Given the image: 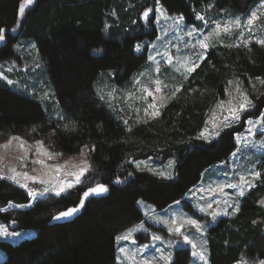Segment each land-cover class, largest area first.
<instances>
[{
    "label": "trees",
    "instance_id": "obj_1",
    "mask_svg": "<svg viewBox=\"0 0 264 264\" xmlns=\"http://www.w3.org/2000/svg\"><path fill=\"white\" fill-rule=\"evenodd\" d=\"M21 1L0 0V27L8 30L0 59L19 58L14 48L18 37L35 38L57 100L76 128L50 135L54 126L50 121L55 119L48 117L41 102L0 83V141L19 134L29 140L43 138L65 156L79 153L85 144L95 145V151L89 152L92 170L81 184L61 196L37 199L30 207L0 211L5 223L15 221L21 229H37L35 236L16 243L0 240L6 252L0 264H119L117 235L143 219L137 204L140 198L158 209L169 206L201 180L207 167L225 161L236 149L234 134L244 128L243 122L225 128L211 142L196 139L210 109L226 96L235 76H241L255 105L243 120L264 110V86L253 91L249 81L264 79V46L255 41L248 46L212 45L200 67L184 80L181 91L158 116L131 123L112 114L98 96L99 73L111 70L115 84L122 87L146 63L148 48L137 52L135 47L138 41L157 37L158 2L169 14L195 22V10L209 2L217 9L246 12L257 0H144L153 9L148 19L141 8L136 15L123 8L121 19L111 27V10L125 0H37L19 20ZM17 23L18 32L12 34L10 29ZM149 156L161 160L175 156L174 176H158L132 161ZM257 167L262 177L242 196L239 211L219 217L209 227L210 264L264 259V205L260 203L264 200V155ZM118 179L122 182L117 183ZM96 183L107 184L109 191L87 198L72 219L51 222L57 212L77 206L83 191ZM27 193L12 181L0 180V206L11 201L27 203L31 199ZM188 205L200 219L209 218ZM136 237L148 238L142 232ZM190 260L189 247H181L172 264H190Z\"/></svg>",
    "mask_w": 264,
    "mask_h": 264
},
{
    "label": "rangeland",
    "instance_id": "obj_2",
    "mask_svg": "<svg viewBox=\"0 0 264 264\" xmlns=\"http://www.w3.org/2000/svg\"><path fill=\"white\" fill-rule=\"evenodd\" d=\"M36 1L37 0H34L31 5H26L25 0L21 1V4H25V11L23 15L18 13L19 20H21L26 15L28 10L34 7ZM261 4H264V0H257L248 11L236 12L231 9H217L213 2H209L195 10V22H188L181 14H169L165 6L158 2L156 6V17L154 18V25L157 29V37L152 40L143 39L136 43V46H142L139 51L136 50L137 52L142 51L145 47L148 48L146 63L141 68H139L122 87H119L115 84L114 75L111 70H103L100 72L97 80L95 81V88L97 90L98 96L100 99L101 96L104 97V99L101 100L112 114L127 123L152 118V116L149 114L152 109L149 108L148 105L152 103H155L158 107L161 104L165 105L173 98L171 97L173 88L181 85L189 76L186 74V77H182L180 73L174 71L173 67V65L177 64V60H179L181 63H184L185 60L191 56V50L186 47V44L196 43V37H189L186 35L187 30L193 26L198 27L201 31L197 33V36L202 39L208 34L210 29L215 27L216 24H220L221 27H223L234 18H239L242 22L246 23L250 14L252 12H257L260 19L254 22L253 33L250 34L246 29H233L231 35L221 32L219 38H217L215 35L210 37L211 45L232 44L248 46L251 44V42L255 41V38H264V9L261 8ZM133 6H135V8L131 10L130 7ZM123 8L125 11L130 9V15H132V11L133 14L136 15L139 8H141L142 15L144 11L149 9L148 5H145L144 0H139L137 2L125 0L124 4L116 3L111 10V16L109 19L110 27L112 26L113 21H119L121 19ZM161 9H163V11H161ZM198 15L204 16V20L202 21L197 19ZM181 16L184 18L182 21L177 19ZM17 25L18 23L10 29V31L15 29L14 32L11 31L12 34H16L18 32L19 25ZM239 34L243 35V42L237 38ZM250 35L253 37L252 39H249ZM2 44L4 43H0V46ZM33 44H35V48L32 47ZM174 45H177L178 48L174 47ZM14 48L16 49L19 58L14 57L9 59H0V66H2L0 67V71H3L8 80L13 81V83L9 84L3 79H0V83L6 84L10 88L23 92L40 101L49 118L55 119L59 112L62 111L64 113L54 93L53 84L50 80L46 64L43 62L40 56L36 39L33 37H18L14 44ZM208 49L209 48L202 50L205 56ZM96 52L101 53L102 50H96ZM157 53H159V55H157ZM165 53L171 54L174 57L172 65L168 64L167 58L164 55ZM149 56H155V61L149 59ZM10 67L13 68L12 71L8 70ZM157 79L162 81L160 85L162 91L159 93L154 92L156 87L155 81ZM137 80L140 81L139 84L136 83ZM241 81L243 82L241 76H235L230 81L226 96L224 98H220L212 106L207 116L205 126L201 132L205 131L206 128L208 130H213V118L216 117L217 123H219L223 115L226 114L224 109L218 106L220 101L227 102L231 99L233 103L237 102V85H239L243 91L248 93L245 85H243L244 82L242 83ZM249 81L251 85H255L257 89H261L262 86H264V84H261L259 82L260 80L258 79H250ZM148 92H153V95L149 96L147 94ZM109 93H111V95H109ZM229 93H231V96H229ZM225 107H227V104H225ZM161 108L162 107H160V110ZM252 108H249L247 111H245L243 116L244 114L248 115ZM137 109H139V111H137ZM261 113H264V110ZM243 116L241 123H244V128L234 134L236 149L233 152H236L237 149H240V151L237 152L235 157L230 154L225 161L217 162L207 167L202 174L201 180L191 189H189L182 199L177 200L179 201V204H177L175 201L163 209H158L154 204L144 200L143 198H140L137 201L139 208L143 212V219L117 235L118 247L116 259L119 264H144L146 260L152 261V264H166V262L161 259V256L162 253L167 254L168 252L172 253V264V261L175 258L176 250L181 247H189L191 251L190 264H204L203 261L192 255L194 249L191 245L183 243L182 237L176 236L169 231V227L173 226L171 223L172 221H176L175 226H179V224L182 223L184 219L189 217L192 219H197L200 221V223L205 225L203 232L196 231L195 229H189L187 226L183 229V231L185 234L190 235V238L194 244L203 246L206 249L207 264H210L207 232L209 227L215 224L219 217L224 215L217 216L215 220H213L209 215V218L206 220L205 218L204 220L200 219L195 211L188 208V202H190L199 213L206 215L207 213L200 211V208H206L208 204L212 205V208L208 209L209 212L212 210H225L226 206L224 204L217 205L215 201L224 199L235 201L237 200L236 194L238 190L225 187L224 193H220L217 190V185L237 183L240 175H248L250 171H259L257 165L260 163L262 155H264V144L261 143V141H264V129H256V134L250 135L247 132V120H258L260 115L246 116L245 121L243 120ZM241 123L233 124L232 126L239 125ZM224 129L225 128L221 127L219 129L220 133ZM238 134L245 137V139L238 141L236 138ZM12 135L23 138V140L28 142V145L34 144L35 140H29L19 134ZM8 138L0 141V169H3L5 173L11 174L9 170L16 168L17 171L27 172L31 176H36L39 179L49 181V184L47 185L48 187H53L65 179H73L72 177H66L64 172L57 173L54 168L49 169L39 164H31L29 162L27 167H22L18 158L24 156V149H21L18 145V142L15 141L8 147H2L6 144ZM216 138L217 137H215V139ZM41 140L44 141V147H46L50 152L62 153L61 151H58L51 145L47 144L45 139L42 138ZM25 147H27V145ZM34 152L35 149L33 148L32 151L28 153L30 158H34ZM85 152L87 153L85 156H81L79 152L73 155H63L53 160H47V158L43 155H41L39 158L44 159L46 164L51 165H64L66 161H69L70 163L67 165L65 171H76L77 169L74 168L73 165L80 164L82 160H87L91 164L89 151L86 149ZM173 160L175 161V165L172 169V176H174L175 166L177 163L175 156H171L166 160L149 156L140 159H133L132 161L135 165L140 163V169H152L154 171H149L156 174L157 171H168L169 161ZM33 169H35V171H33ZM18 179H20L22 184H28L30 188L37 187L42 189L45 187V185H39L38 183L34 184L33 181L26 180L23 176L18 177ZM26 190L28 191V189ZM248 190L249 189L246 188L245 193ZM51 195L55 194L48 193L44 197H38L37 199L46 198ZM241 200L242 197H238L239 209L241 206ZM35 201H33L32 198L27 203L11 201L0 206V211H6L12 208H21L17 207L16 205H25V207L22 208H27L30 207ZM226 210L227 212L232 213L228 215H235L238 212L237 211L233 213L231 208H227ZM157 220H168L169 224L164 225L157 223ZM0 224L7 225L10 232L14 231L21 234L19 237H0V240H8L16 243L24 238L35 236L37 233V229L35 228L21 229L20 227L16 226V223L8 224L3 222L1 219ZM140 232L148 237L147 240L141 241L136 237V235ZM154 234L161 236L162 239L153 240L152 236ZM124 235H128L129 239H119V237ZM121 249H123V251H121ZM195 250H199V247ZM5 257L6 252L0 246V262L3 261ZM248 262L249 264H253V262Z\"/></svg>",
    "mask_w": 264,
    "mask_h": 264
},
{
    "label": "snow or ice",
    "instance_id": "obj_3",
    "mask_svg": "<svg viewBox=\"0 0 264 264\" xmlns=\"http://www.w3.org/2000/svg\"><path fill=\"white\" fill-rule=\"evenodd\" d=\"M34 2V0H25L26 5H31ZM25 4H21L19 8V13L23 15L25 11ZM261 8L264 9V4H261ZM153 11V9L149 8L146 11H144L143 16L145 19L149 18V14ZM163 11V9H161ZM178 20L182 21L184 18L178 17ZM197 19L199 20H204V16L198 15ZM260 19L258 16L257 12H252L250 16L248 17L246 23L242 22L239 18H234L232 21L228 22V24L224 25L221 27L220 24H216L214 28L210 29L207 35H205L202 39L197 36V33H199L201 30L193 26L192 28L188 29L186 32V35L189 37H196V43L193 44H186V47L191 50V56H189L184 63H181L179 60H177V64L173 65L174 71L177 73H180L182 77H186L187 75H190L191 73L195 72L197 68L200 67V61L205 58V54L202 51L203 49L209 48L211 45L210 43V37L216 36L219 38L220 33H226L231 35L233 29L235 30H241V29H246L250 34L253 33L254 30V22ZM175 22V21H174ZM7 29L0 27V43H6L7 42ZM11 31H15V29H12ZM238 39H240L242 42L244 41V37L242 34H239L237 36ZM253 37L250 35L249 39H252ZM255 42L261 46H264V38H255ZM229 46H236V45H229ZM33 48H35V44L32 45ZM141 45L136 46V50L139 51ZM174 47H177V45H174ZM199 49V50H197ZM159 55V53H157ZM167 58L168 64L172 65L173 64V59L174 57L171 54L165 53L164 54ZM149 59H152L155 61V56H149ZM2 67V66H0ZM9 71H12L13 68H9ZM186 70V72H185ZM0 79L6 80L9 84H12L13 81L8 80L7 76L3 73V71H0ZM261 84H264V79H261L259 81ZM137 84L140 83V81H136ZM162 81L157 79L155 81L156 87L154 89V92L159 93L162 91L160 85ZM183 85H179L173 88L171 92V97H175L176 93L181 91ZM253 91H255V85L252 86ZM236 91L238 93V100L236 103H233V101L230 99L229 101H220L218 106L226 112L225 115H223L222 119L217 123V118L214 117L212 120V129L213 130H208L207 128L205 131L201 132L199 136L196 137L197 140H203V141H208L211 142L215 137H218L220 135L219 129L221 127L223 128H228L232 126L233 124H238L241 123L243 113L247 111L249 108L254 107L253 99L250 97V95L243 91L239 85H237ZM149 96L153 95V92H148L147 93ZM111 95V93H109ZM131 95V94H129ZM229 96H231V93H229ZM101 99H104L103 96H101ZM225 104H227V107H225ZM164 105L161 104L159 107L155 104H149L148 107L152 109V111L149 113L152 117H156L160 114V107H163ZM139 111V109H137ZM50 124H53L54 126L51 128L50 135L55 136L57 131H60L61 133L63 132H68V131H74L76 128V122L75 120L70 119L67 117L62 111L59 112L55 118L54 121H50ZM247 132L250 135H255L256 129H264V113H261L259 116L258 120H247ZM33 132H36L37 129L34 127L32 129ZM128 131H131L129 128ZM237 140L242 141L245 139L242 135H237ZM18 142V145L21 149H24V156L19 157L18 159L20 160V164L22 167H27L29 162L31 164H39L41 166H45L49 169L54 168L57 173L64 172V175L66 177H72L73 179H65L63 181H60L57 185L53 187H48L47 185L49 184V181L44 180V179H39L36 176H31L27 172H20L17 171L16 168L10 169V173H5L3 169H0V180H9L14 182L15 184L19 185L22 188L28 189V196L32 198L33 201H35L38 197H44L48 193H54L56 196H61L63 193H66L68 190L74 188L76 185H79L82 183V178L85 177L87 173H89L92 170V165L87 161V160H82L80 164L78 165H73L74 168H76V171H71L65 169L67 168V165L70 163L69 161H66L64 165H51V164H46V161L44 159H40L39 157L43 155L44 157L47 158V160H53L57 157L63 156V153L60 152H50L46 147H44V141L41 139H35L34 144L28 145V142L23 140V138L12 135L8 138L7 142L5 145L2 147H8L13 144V142ZM262 144H264V141H261ZM27 145V147H25ZM247 146V145H245ZM35 149V152L33 153L34 158H30L28 153L32 151V149ZM88 150L89 152L95 151V145H92L89 147L88 144L83 145V147L79 150L81 156H85L87 153L85 150ZM240 149H237L236 152H232V156L235 157L237 155V152H239ZM175 161H169L168 171H157L156 175L170 179L172 178V169L174 168ZM137 168H140L141 165L140 163L136 164ZM151 171H154L152 169H149ZM35 171V169H33ZM131 175V174H129ZM23 176L24 179L26 180H31L33 181L34 184L38 183L39 185H45L42 189H39L37 187H29L28 184H22L20 182V179L18 177ZM262 177V173L260 171H250L248 175H240L239 180L237 183H227L226 185H217V190L220 193H224L225 187L227 188H232V189H237V200L235 201H230L229 199H224V200H217L215 203L217 205L219 204H224L226 206L225 210L222 211H217V210H212L208 211L209 208H212L211 204H208L206 208H200V211L206 212L207 215L211 216L213 220L216 219L217 216L219 215H228L232 214L227 212V208H231L234 212L239 211V203H238V197H242L245 195V189H251L256 186L255 181L260 180ZM117 183H120L122 181H119V179L116 181ZM109 191V188L107 184L104 183H96L94 187H88L86 191H83L82 198L79 200V204L76 207H71L68 208L65 211L59 212L57 215L53 216L52 219L54 220H60L63 218H68L73 216L75 213H77L81 208L84 207L85 200L90 196V195H101L103 193H106ZM203 191V190H201ZM177 204H179V201H176ZM260 203L264 205V200H261ZM17 207H25V205H16ZM15 221H13L14 223ZM157 223H161L164 225H168L169 221L168 220H157ZM173 226L169 227V231L173 233L176 236L182 237L183 243L189 244L192 246L194 251L192 252V255L194 257H197L199 260L203 261L204 264H207V257H206V249L203 246H198L193 243L192 239L190 238L189 234H185L183 229L187 226L189 229H195L196 231L203 232L205 225L200 223L199 220L197 219H192V218H186L183 220L182 223L179 224V226L176 225V221L171 222ZM143 227V226H141ZM146 231V229H145ZM21 234L18 232H10L8 230V226L5 224H0V237H19ZM119 239L127 240L129 239L128 235H124L119 237ZM153 240H161L162 237L159 235H153L152 236ZM199 247V250H195ZM123 251V249H121ZM161 259H163L166 264H171L172 260V253L168 252L167 254H163L161 256ZM144 264H152V261L146 260ZM237 264H249V262L245 259H240L238 260ZM253 264H264V259H257L253 261Z\"/></svg>",
    "mask_w": 264,
    "mask_h": 264
},
{
    "label": "water",
    "instance_id": "obj_4",
    "mask_svg": "<svg viewBox=\"0 0 264 264\" xmlns=\"http://www.w3.org/2000/svg\"><path fill=\"white\" fill-rule=\"evenodd\" d=\"M94 186H95V185H93V186H91V187H94ZM86 190H87V189H86ZM86 190H85V191H86ZM106 193H107V192H106ZM106 193H103V194H101V195H104V194H106ZM91 196H100V195H90L89 197H91ZM89 197H88V198H89ZM77 206H78V205H77ZM72 207H76V206H72ZM70 208H71V207H70ZM67 209H68V208H67ZM67 209H63V210H61V211H65V210H67ZM80 210H81V209H80ZM80 210H79V211H80ZM61 211H59V212H61ZM79 211H78V212H79ZM59 212H57L55 215H57ZM78 212H77V213H78ZM77 213H75V214H74L73 216H71V217L63 218V219H60V220H54V219H52L51 222H62V221L70 220V219H72ZM55 215H54V216H55Z\"/></svg>",
    "mask_w": 264,
    "mask_h": 264
},
{
    "label": "bare ground",
    "instance_id": "obj_5",
    "mask_svg": "<svg viewBox=\"0 0 264 264\" xmlns=\"http://www.w3.org/2000/svg\"><path fill=\"white\" fill-rule=\"evenodd\" d=\"M214 3V2H213Z\"/></svg>",
    "mask_w": 264,
    "mask_h": 264
}]
</instances>
